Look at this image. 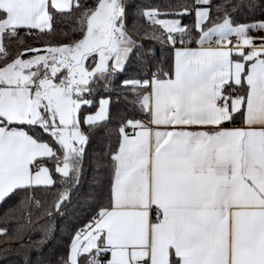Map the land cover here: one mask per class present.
<instances>
[{
	"label": "snow or ice",
	"instance_id": "6c2138e0",
	"mask_svg": "<svg viewBox=\"0 0 264 264\" xmlns=\"http://www.w3.org/2000/svg\"><path fill=\"white\" fill-rule=\"evenodd\" d=\"M2 204L4 264H264V0H0Z\"/></svg>",
	"mask_w": 264,
	"mask_h": 264
},
{
	"label": "trees",
	"instance_id": "16d2710c",
	"mask_svg": "<svg viewBox=\"0 0 264 264\" xmlns=\"http://www.w3.org/2000/svg\"><path fill=\"white\" fill-rule=\"evenodd\" d=\"M89 3L92 0H88ZM143 3H160L164 4L168 2V0H142ZM77 24L76 14L73 13L71 17L66 20L60 21L57 23V31L54 32L50 36L43 37H32L28 42L33 44L35 47H41L46 41L51 43H56L59 41L67 42L64 34L70 38L73 35L78 33L73 32L72 27ZM157 51H159V45L157 44ZM118 120L110 121V126L118 125ZM98 139V138H97ZM111 139L113 141L116 140V133L113 132ZM107 141L105 140L102 143H95L94 146L98 152L103 151L106 147ZM8 205L2 204L0 205V228L8 229V236L0 235V264H4L5 252L3 251L6 247L10 249V252L7 254L9 260H15L16 252L15 250L19 247V243L15 240H11L10 237L16 234L17 229L20 225H25V222L21 219L13 218L10 214L9 217L5 218V210ZM23 233L24 242L27 246L35 249L37 247L38 241H40L41 236L36 229V223L33 222L31 225H25L23 229H21ZM70 233L68 231H62L59 227L56 229V232L52 236L50 240L47 241L45 245H43V250L45 252L54 249L57 253H64L68 244L70 243L69 239ZM6 241H8L6 243Z\"/></svg>",
	"mask_w": 264,
	"mask_h": 264
}]
</instances>
